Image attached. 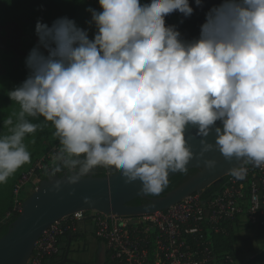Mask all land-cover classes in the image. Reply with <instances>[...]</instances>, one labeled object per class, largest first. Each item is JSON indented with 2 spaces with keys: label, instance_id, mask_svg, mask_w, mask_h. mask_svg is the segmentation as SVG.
Listing matches in <instances>:
<instances>
[{
  "label": "clouds",
  "instance_id": "clouds-1",
  "mask_svg": "<svg viewBox=\"0 0 264 264\" xmlns=\"http://www.w3.org/2000/svg\"><path fill=\"white\" fill-rule=\"evenodd\" d=\"M98 2L102 10L87 8L88 29L67 15L37 20L27 77L8 92L20 108L15 122H3L0 184L31 162L25 138L47 122L59 141L54 192L103 167L159 196L170 173L187 174L193 159L214 170L217 160L206 155L214 150L242 161L229 169L236 180L246 165L264 166V0H220L191 38L166 23L174 12L191 17L190 0ZM190 126L198 153L186 138Z\"/></svg>",
  "mask_w": 264,
  "mask_h": 264
},
{
  "label": "built area",
  "instance_id": "built-area-1",
  "mask_svg": "<svg viewBox=\"0 0 264 264\" xmlns=\"http://www.w3.org/2000/svg\"><path fill=\"white\" fill-rule=\"evenodd\" d=\"M180 14L166 17L174 24ZM59 148L56 138L48 150L21 174L13 188V205L3 218L10 221L20 214L23 192L36 188L49 176L54 165L52 157ZM244 180L227 174L218 189L209 196L196 193L167 210L140 215L105 214L96 210L77 212L51 224L36 242L29 264H43L59 252V240L68 231H77L81 218L92 223L97 238L108 250L106 264H239L237 254L216 255L207 231L222 232L224 224L243 220L251 226L264 227V166L246 165ZM99 174H110L103 168Z\"/></svg>",
  "mask_w": 264,
  "mask_h": 264
},
{
  "label": "water",
  "instance_id": "water-1",
  "mask_svg": "<svg viewBox=\"0 0 264 264\" xmlns=\"http://www.w3.org/2000/svg\"><path fill=\"white\" fill-rule=\"evenodd\" d=\"M219 2L220 0H204L205 7L198 8L195 0H190L193 7L203 15L208 7ZM195 133L196 128L190 126L186 138L193 151L198 153L201 147L200 137L195 136ZM208 139L214 142L213 136ZM206 155L217 160L214 170H208L193 159L188 167L198 171L179 186L157 197L141 193L139 180L126 184L119 172L113 169L108 175L94 172L76 185H65L60 192L51 190L52 181L49 176L42 178L35 190L23 201L22 211L10 224L7 233L0 238V264H27L44 231L63 217L90 210L117 215H140L167 210L186 197L202 193L211 185L221 183L229 174V169L242 162L235 158L229 162L218 150ZM178 173L180 172L170 173L169 179ZM73 188L75 193L71 194ZM135 199H142L143 202L131 204Z\"/></svg>",
  "mask_w": 264,
  "mask_h": 264
},
{
  "label": "rangeland",
  "instance_id": "rangeland-1",
  "mask_svg": "<svg viewBox=\"0 0 264 264\" xmlns=\"http://www.w3.org/2000/svg\"><path fill=\"white\" fill-rule=\"evenodd\" d=\"M88 7L102 10L98 0H74L73 5L67 7L66 15L70 17L74 8H78L86 16L82 27L88 29L87 21L91 19V13L87 11ZM42 15L43 10L29 2L18 10H0V134L7 132V127L3 122L9 118L6 108L9 74L14 69L25 67V57L37 43L35 25ZM178 16L181 17V14ZM94 31L93 26L90 33L93 35ZM44 120L45 118L41 116L33 119V122L41 123ZM54 131L51 122H47L46 127L38 128L35 133L26 136L25 143L32 154L31 162L23 165L6 183L0 184V211L10 204L9 192L17 178L26 172L57 138L54 136ZM34 190L35 188H27L23 192V196L27 198ZM2 216H0V220H2Z\"/></svg>",
  "mask_w": 264,
  "mask_h": 264
},
{
  "label": "trees",
  "instance_id": "trees-1",
  "mask_svg": "<svg viewBox=\"0 0 264 264\" xmlns=\"http://www.w3.org/2000/svg\"><path fill=\"white\" fill-rule=\"evenodd\" d=\"M28 2L42 9L43 15L41 16V18L43 19L44 22L51 24V22L57 17L66 15L67 7L72 6L74 3V0H0V10L1 11L2 10H18ZM70 18H73L76 21L77 25L82 27L86 16L83 14V12H80L78 8H74ZM204 19H205V14L203 15L200 12V10L194 8V13L189 18H183L181 14L180 21L176 25L179 27V29L181 30L183 34L191 38L199 34L200 25L204 22ZM182 20L183 22L181 23ZM91 36L92 34L90 33V37ZM27 74H28V71L26 67L14 69L9 74V80H8L9 84H8V91L6 95V108H7L9 117H11L14 122H15L14 114L19 111L20 106L15 101L11 100V98L8 95V92L14 89L15 87L19 86V84H21L24 81V79L27 77ZM197 171L198 169H189L187 174L180 172L174 175L173 177L169 179L168 187L165 188L164 191L159 196L164 195L166 192L179 186L181 183H183L184 181L189 179L191 176H193ZM218 187H219V184L211 185L204 192H202V195L204 197H207L212 192H214L216 189H218ZM13 188H14V185L12 186L9 192L10 199H11L10 204L8 205L7 208L0 211V216L3 215L2 220H0V238L4 234L7 233L10 224L19 215L17 214L8 222L3 221V218L5 217L6 213L12 208V205H13ZM141 202H143L142 199H135L131 201L130 203L139 204ZM223 226H224V229L222 230V232L216 233L213 231V229H209L207 231V235L211 242V246L216 255L224 253V252H229L232 255H234L236 254V247H235L236 236H235L234 224L227 223V224H224ZM76 234H77L76 232L68 231L66 235L68 237L69 235L75 236ZM242 264H264V248L261 250L260 253L247 259Z\"/></svg>",
  "mask_w": 264,
  "mask_h": 264
},
{
  "label": "crops",
  "instance_id": "crops-1",
  "mask_svg": "<svg viewBox=\"0 0 264 264\" xmlns=\"http://www.w3.org/2000/svg\"><path fill=\"white\" fill-rule=\"evenodd\" d=\"M150 0H142V3ZM180 16L174 19L176 25ZM75 236L67 235L59 240V252L47 258L44 264H105L108 250L105 243L96 237L92 223L81 218L77 221ZM236 254L239 264L257 255L264 248V227L251 226L243 220L234 224ZM67 259L66 261H64Z\"/></svg>",
  "mask_w": 264,
  "mask_h": 264
},
{
  "label": "flooded vegetation",
  "instance_id": "flooded-vegetation-1",
  "mask_svg": "<svg viewBox=\"0 0 264 264\" xmlns=\"http://www.w3.org/2000/svg\"><path fill=\"white\" fill-rule=\"evenodd\" d=\"M99 168H100V170H99ZM103 169V167H98V168H96L95 170H94V172L95 173H97V174H99V173H101L100 171Z\"/></svg>",
  "mask_w": 264,
  "mask_h": 264
}]
</instances>
